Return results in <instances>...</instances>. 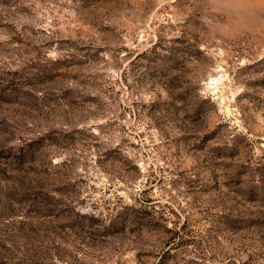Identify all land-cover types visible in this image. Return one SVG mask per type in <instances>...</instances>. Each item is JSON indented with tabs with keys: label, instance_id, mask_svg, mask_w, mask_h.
<instances>
[{
	"label": "rangeland",
	"instance_id": "1",
	"mask_svg": "<svg viewBox=\"0 0 264 264\" xmlns=\"http://www.w3.org/2000/svg\"><path fill=\"white\" fill-rule=\"evenodd\" d=\"M0 264H264V0H0Z\"/></svg>",
	"mask_w": 264,
	"mask_h": 264
}]
</instances>
